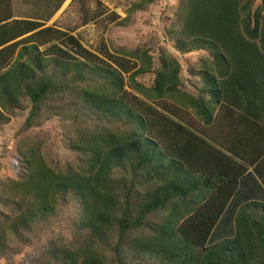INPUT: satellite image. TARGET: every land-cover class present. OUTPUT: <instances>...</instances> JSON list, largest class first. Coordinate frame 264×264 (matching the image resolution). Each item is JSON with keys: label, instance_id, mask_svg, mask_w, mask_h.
I'll return each mask as SVG.
<instances>
[{"label": "trees", "instance_id": "1", "mask_svg": "<svg viewBox=\"0 0 264 264\" xmlns=\"http://www.w3.org/2000/svg\"><path fill=\"white\" fill-rule=\"evenodd\" d=\"M64 1L14 20L0 0V129L23 119L19 173L0 184V263L44 232L34 264H264V0H180L175 47L205 54L190 92L165 49L153 70L138 48L91 52L45 26ZM91 1L83 25L106 13ZM153 3L107 19L129 27ZM51 119L69 161L32 134ZM248 178L258 201L239 206ZM219 227L228 239L209 244Z\"/></svg>", "mask_w": 264, "mask_h": 264}, {"label": "rangeland", "instance_id": "2", "mask_svg": "<svg viewBox=\"0 0 264 264\" xmlns=\"http://www.w3.org/2000/svg\"><path fill=\"white\" fill-rule=\"evenodd\" d=\"M97 1L106 13L96 21L83 25L84 20L80 12L81 4L87 2L89 12L93 13L96 9L94 2L91 0H65L52 18L45 23V26H54L69 32L80 41L84 48L91 52H99L105 48L110 53H114L119 49L138 48L149 56L153 70L159 66L160 49H165L180 65V79L184 87L182 90L185 92L194 90L191 83H196L198 77L193 72L198 70L200 60L205 54L202 51L182 54L175 47V41L171 35L176 34L179 30L177 13L180 0H154V3L145 12L139 13L134 23L126 28L110 23L107 18L110 13L119 16L120 19L125 18V11L135 0ZM58 2L59 0H12L13 16L17 20H43L55 9ZM134 62H138V66L139 64L142 65L138 60H134ZM151 72L137 76L136 82L145 89H149L153 85L155 77ZM183 112L188 115L186 119L193 123L195 117L191 111L183 109ZM22 122V118H13L7 126L0 129V184L15 179L19 173L16 163V147L23 135H17L16 131ZM32 134L45 141V152L50 154L51 159L63 162L71 159L70 152L63 146L56 119H51L41 127L33 129ZM66 233V217L63 216L56 226L53 225V232L48 238L56 240L58 235L62 237ZM214 233L209 239V244L217 243L229 237L221 227L215 229ZM44 235V232H40V238H34L29 249L22 247L18 250L16 247L18 254L11 260L7 259V262L3 261L0 264H31L34 259L40 256L39 249Z\"/></svg>", "mask_w": 264, "mask_h": 264}, {"label": "crops", "instance_id": "3", "mask_svg": "<svg viewBox=\"0 0 264 264\" xmlns=\"http://www.w3.org/2000/svg\"><path fill=\"white\" fill-rule=\"evenodd\" d=\"M13 19L17 20V18H15L14 16H13ZM247 182H248V186L246 188H244L245 191H243L240 195H239V193L237 194L236 203L239 204V206H241L242 204H244L245 202L250 201V200L258 201V198L256 196L257 191L254 188L253 180L248 178ZM258 196H260V194ZM260 198H262V197H260ZM262 200L264 201V198H262Z\"/></svg>", "mask_w": 264, "mask_h": 264}]
</instances>
